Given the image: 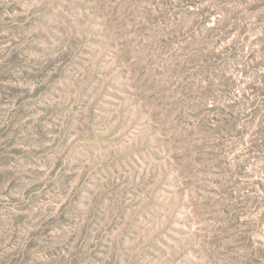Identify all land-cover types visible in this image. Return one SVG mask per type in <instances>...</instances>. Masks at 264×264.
Instances as JSON below:
<instances>
[{
	"label": "rangeland",
	"instance_id": "374dc122",
	"mask_svg": "<svg viewBox=\"0 0 264 264\" xmlns=\"http://www.w3.org/2000/svg\"><path fill=\"white\" fill-rule=\"evenodd\" d=\"M0 264H264V0H0Z\"/></svg>",
	"mask_w": 264,
	"mask_h": 264
}]
</instances>
